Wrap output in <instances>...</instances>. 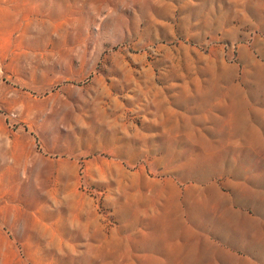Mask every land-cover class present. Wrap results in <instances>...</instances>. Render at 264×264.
Wrapping results in <instances>:
<instances>
[{
  "label": "rangeland",
  "instance_id": "rangeland-1",
  "mask_svg": "<svg viewBox=\"0 0 264 264\" xmlns=\"http://www.w3.org/2000/svg\"><path fill=\"white\" fill-rule=\"evenodd\" d=\"M0 264H264V0H0Z\"/></svg>",
  "mask_w": 264,
  "mask_h": 264
}]
</instances>
